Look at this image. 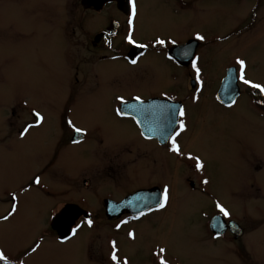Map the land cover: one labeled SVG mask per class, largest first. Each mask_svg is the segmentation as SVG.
I'll use <instances>...</instances> for the list:
<instances>
[{"label":"rangeland","instance_id":"obj_1","mask_svg":"<svg viewBox=\"0 0 264 264\" xmlns=\"http://www.w3.org/2000/svg\"><path fill=\"white\" fill-rule=\"evenodd\" d=\"M184 2L190 6L181 20L180 17L166 15L165 0H136L137 18L143 22V29H136V36L145 40L158 35L200 34L206 42H211L201 51H206L203 57L207 58L205 64L208 63V66L201 67L205 77H217L221 62L223 66L234 65L239 58L245 60L247 78L264 85V26L254 30L258 35L252 33L216 42V37L233 34L231 29L234 25L229 23L236 17V12L243 11V6L235 0ZM263 11V7L256 11L260 21H264ZM91 15L93 13L78 6V0H0V142L4 140L5 116L11 121L10 127L15 124L13 128L20 127L22 118H8L11 110L32 109L45 119L42 126L31 130L29 137L14 148L0 146V252L7 257L6 261L0 260L1 264H89L85 256L87 250L93 263L103 264L108 237L110 244L112 241L120 244L118 255L128 260V264H143L154 247L155 252L165 249L160 255L166 264H264V117H260L259 111L257 113L247 87L239 86L240 98L235 107L223 109L214 99L216 86L213 84L195 88L194 95L202 103L187 109L185 126L195 131L183 146L177 168L178 183L184 174H195L199 178L209 196L205 201L190 196L180 185L176 191L174 183L172 187L177 195H173L162 220L163 225L157 230H143L141 237L121 240L110 235V226L103 214H97L95 228L81 230L75 239L79 241L52 245L48 241L53 235H49L46 237L48 241L39 243L37 251L30 252L39 226L44 228L48 222V208L55 212L64 203L78 202L79 196L86 193L103 197L113 193L120 198L129 189L139 187L134 185L139 173H128L132 169L122 151L102 146L99 153L103 154L102 159H107L105 164L98 162L102 160L99 158L94 168H81L71 175V180L67 177L66 183L59 180L55 172L52 173L51 177L58 179L51 180L52 185L49 184L53 194H45L37 188L21 193L30 175L36 171L42 175L41 163H36L37 169L33 157L37 159L38 154L54 141L51 138L54 128L46 118L53 115L55 118L62 113L69 95L82 94L85 87H81L90 78L92 66L87 63L93 55L90 42L94 33ZM162 65V79H167V75L173 74L172 68ZM77 67H80L78 75ZM104 68H111L115 73ZM180 73L177 70L178 87L182 84ZM122 75L121 64L101 65L97 72L98 89H87L91 96L85 95L72 104L73 122L93 132L114 135L117 139L132 133L129 123L118 122L111 117V105L106 98L116 90L110 82L115 76ZM76 78L81 87L77 85L75 89L70 85L77 84ZM104 86H109L105 93L102 92ZM134 89L130 86L124 89V93ZM180 91L181 88L178 94ZM185 94H188L186 89ZM185 94L179 98L189 99L190 93L188 97ZM259 101L257 107L260 110L264 99ZM183 140L184 137L179 142L184 143ZM79 149L76 148V154L71 157L77 162L83 158ZM189 156L199 157L203 169L198 171L196 161ZM109 160L114 165L108 170L113 171L115 177L102 170ZM90 169H96L94 175ZM170 175L169 169L161 171L157 168L155 178L163 183L169 181ZM204 180L208 183H203ZM83 181H87L90 187L84 188ZM37 192L51 204L43 198L40 201L46 205L36 202L33 195ZM13 196L16 197L14 202ZM200 200V204L194 203ZM217 202L229 211L226 220L235 222L244 230L243 239L247 242H244L245 247L238 249L241 257L237 260L231 258L233 246L241 244V239L234 243L232 238L223 240L221 244L210 243L207 224L211 216L219 212ZM13 203L16 204V212L4 220Z\"/></svg>","mask_w":264,"mask_h":264},{"label":"flooded vegetation","instance_id":"obj_2","mask_svg":"<svg viewBox=\"0 0 264 264\" xmlns=\"http://www.w3.org/2000/svg\"><path fill=\"white\" fill-rule=\"evenodd\" d=\"M235 1L243 6V11L236 12V17L229 23L230 25H234L231 29L233 34L231 36L223 34L224 36L216 37V42L226 41L231 38H240L243 35H252V33L258 35L254 30L263 28L264 26V21H260L259 17L256 15V11L258 12L260 8L263 7L264 10V0ZM118 3V1H110L102 7L93 8L87 4L86 0H78V6L82 7L85 11L93 13L91 18L94 33L90 42L93 55L90 57V62L87 63V65L89 64L92 66L90 68V78L85 81L86 83L84 82L85 84L83 87L79 85V80L77 78L75 80L77 82V84L75 83L76 85H70L69 83L70 87L73 86L72 88L76 89L78 88L76 86L79 85L81 89L84 87L85 89L82 90V94H78V96H76V94L71 96L70 94L65 101L66 103L62 113L58 114V116L55 115L54 118L53 115L49 119L46 118L48 123L54 128L51 136V138H54V141L45 151L38 154L37 159L35 156L33 157L32 161L37 169L38 166L36 163H41L43 168L41 170L42 175L36 173L37 171L30 175V179L26 181V187L21 193L26 194L32 191L33 188H37L38 191L41 189L45 194H53L52 188L49 185L52 183L51 180L59 179L66 183L67 181L64 180L67 177L71 180V175L75 174L81 168H87L88 166L89 168H94L98 162H104L105 164L107 159H102L104 156L99 153V150H103L102 146L104 149L118 148L122 151L123 155L126 156L125 159H128V166L132 169L128 173H135V175L139 173V176H137V179L134 181V185L137 184L139 187L134 188L133 185V188L126 191L120 198L115 197L113 193L104 194V197L86 193L85 195L79 196L78 202L64 203V206L61 209L54 210L55 212L46 207V209L48 208V222H45L44 228L39 226L38 233L34 235V244L30 249L32 253V249L39 245L41 241H48L46 237L49 235H53L52 239L48 241L52 245L58 244L61 246L79 241L75 239L80 234L81 230H92L95 228L97 214H103L104 219L110 226V235H114L121 240L125 239V241H129L133 238L141 237V234H143L141 232L143 230H157L163 225L162 220L165 217L166 209L175 194L174 188L172 187L174 183L176 191L178 185H180L185 189L187 194L201 198L202 201H205V199L209 197L207 191L203 188L202 182L195 174H184V183L187 185L183 183V177L181 183H178L177 179L180 154L184 148L183 146L186 145V142H189L188 139L195 131L193 128H186V126L183 131H180L179 122L183 120L186 124L187 109L195 104L201 105L202 103V101L194 95L195 88H200V86H211L213 84L216 86L213 96L217 104L223 109H231L236 106L240 94L230 105L221 103L217 98L220 87L230 82L228 72L231 71V75L233 73L238 87L245 86L250 89L253 96L251 102L255 105L254 107L257 109V113L259 111L258 114H261L260 117H264V105H261L260 110L257 107L260 105L259 100H263L264 97L262 99L255 98L253 95L255 89L240 81V66L237 63H234V65H225V67L221 62L218 66L220 73L217 77L213 75V79H208L204 76L201 67L205 65L208 66V63L205 64L207 58L203 57V53H206V51L203 53H201V51L209 47L211 44L210 41L197 40V34L193 33L189 35L179 34V36L171 37L158 35L144 40L136 36V29H138V31H142L143 29L141 18H137L136 15L132 25L130 26L128 23L131 15L129 0H126V4L121 8L118 7ZM165 3L167 6L165 10L167 12L166 15L171 14L174 18L177 17L178 19L180 17L181 20L190 6L185 3L184 0H165ZM64 6H66L65 2ZM243 15H245L244 18ZM101 17L102 19H100ZM62 20L64 22V16ZM129 32H131L135 44H130L128 42L127 36ZM158 39L164 40L165 43L163 45L157 44L156 41ZM173 41H175V43H173ZM138 45H146L147 47H138ZM184 51H187L189 55H182ZM194 59L197 60V66L200 69L199 79L192 67L191 61ZM132 60H136L137 63H131ZM115 63L121 64L123 75L115 76L110 82L115 86L116 90L108 94L106 98L111 105V117L113 116L118 122L129 123L130 128H132V133H127L123 138L119 139H117L118 137H114V135L93 132L86 127H82L80 124H75V122H73L72 107V104L76 101L78 102L81 97L85 95L88 97L91 96V93L86 91L87 89H93V91L98 89L99 79L97 77V72L99 67L104 64L115 65ZM163 63L172 68L173 74H171L170 77L167 75V79H162ZM210 68L211 66L209 69ZM79 69L80 67L76 68L78 72L77 75L79 74ZM104 69L115 73L111 68ZM177 70L181 72L182 84L180 87H178L177 84ZM245 77L247 78L246 74ZM92 83L94 84L92 85ZM130 86H134V91L125 94L124 91L130 88ZM122 87H125V90L121 89ZM179 88H181L182 91L178 94ZM185 89L188 94H185ZM108 90L109 86H104L102 88L103 93ZM182 93L187 97L190 93V98H179L184 95ZM117 97H122L124 103H121ZM136 97L140 99L137 100L135 99ZM181 108H183L185 112L183 117L179 114V109ZM199 109L200 108H198V111ZM118 111L122 114H118ZM35 112L36 111L32 109L29 111L11 110L10 113L8 112V118L13 119L14 116H18V119L22 118V120L19 128H13L16 124L10 127L11 121L5 119L6 116L3 118L5 124L3 134L4 140L0 142V146H7L10 149L14 148L17 143L29 137L31 130H35L42 126L45 123V119L41 124L37 125L34 115ZM69 120L73 122L75 127L81 128L83 131L81 133H76L73 128L68 125L67 122ZM28 125L33 126L28 129L27 133L21 135ZM177 132L180 133L178 136H176ZM173 136H176L177 144L180 147V154L171 151V138ZM182 137H184V143L180 141V144L179 140ZM31 142L33 141L31 140ZM76 148H80V152H83V158L79 162L71 159V157L76 154ZM99 158L102 160H99ZM113 165L114 163L112 160H109V163L102 168L103 172L112 174L113 177H115L113 171H109L112 169L110 167ZM51 167L54 169L51 170ZM157 168H160L161 171L163 169L170 170L171 175L169 176V181L163 183L156 181L157 178H155V176ZM89 171L94 175L96 169L95 171L94 169H90ZM54 172L58 179L51 177ZM36 176L40 177L41 183L39 185L32 182ZM190 176L193 177V180ZM82 185L84 188L90 187L87 181H83ZM165 186L169 189L168 200L164 208H159L158 201L162 199ZM37 193L33 195L36 202L41 205H46L43 203L44 201L48 202L49 205L51 204L50 200L44 199V196L39 194L40 192ZM40 198H43L44 201H40ZM201 200L194 203L200 204ZM0 203L2 202L0 201ZM62 213H65L66 217L64 218V223L59 224V228L68 229L67 232L65 230V235H61L52 227L54 218ZM218 217H222L225 220L224 229L221 234L212 232V221L217 220ZM88 219L93 221L91 227L86 223ZM124 221H126V223H122ZM229 222L230 220L227 221L220 212L211 216L207 224L209 239L210 243L214 244H221L223 240H227L228 238H232L233 241L229 240L232 243L235 241L238 242L241 239L239 242L241 244L233 246L234 254L231 258L237 260L241 257L238 249L242 246L245 247L247 239H243L244 230L242 228L241 236L236 237L232 230L233 227H237L235 225L230 226ZM77 225H80V228L77 230L76 235L73 236L71 229L75 228ZM117 225H119V227H117ZM129 232L133 233V236H129ZM119 245L120 244L117 243V247H119ZM154 248L143 264H160L162 259L160 255L161 252H155ZM105 250L106 254L102 261L103 264H114L111 260L112 244H110L109 237L106 242ZM230 251L229 249V252ZM118 252L119 251H117V255ZM85 256L89 264H95L93 263L94 260L92 256L90 255L88 257V250ZM118 260L120 264H123L125 259L120 258L118 255ZM1 263L0 261V264Z\"/></svg>","mask_w":264,"mask_h":264},{"label":"snow or ice","instance_id":"obj_3","mask_svg":"<svg viewBox=\"0 0 264 264\" xmlns=\"http://www.w3.org/2000/svg\"><path fill=\"white\" fill-rule=\"evenodd\" d=\"M129 4H130V8H131V15L129 17V20H128V23L129 25L131 26L132 23H133V19L136 17L137 15V4H136V0H129ZM196 39L197 40H204L205 38L200 35V34H197L196 35ZM127 40L130 44H135V41L133 40L132 38V35H131V32H129L128 36H127ZM157 44H160V45H163L165 43L164 40L162 39H158L156 41ZM173 43H175V41H173ZM138 47H147L146 45H138ZM182 55L184 56H187L189 55V53L187 51H184L182 53ZM171 59V57H170ZM131 63L133 64H136L137 61L136 60H132ZM192 63V67L193 69L195 70V72L197 73V78L199 79V74H200V69L199 67L197 66V60H192L191 61ZM236 63L240 66V75H239V79L240 81L245 84V85H249L250 87H252L253 89H258L261 93H264V85L260 84V83H254L252 81H250L249 79H247L245 77V60L243 59H237L236 60ZM117 99H119L121 101V103H124L123 101V98L122 97H117ZM135 99L139 100L140 98L139 97H136ZM118 114H122V113H119L118 111ZM179 114L181 117H183L185 115V112H184V109L181 108L179 109ZM35 117H36V124L39 125L43 122L44 120V117L39 113V112H35L34 113ZM68 125L71 126L73 128V130L76 132V133H81L83 131V129L81 128H78V127H75V125L73 124V122L71 120H69L68 122ZM33 125H28V127H26L24 129V132L21 133V135H24V133H27L28 129L31 128ZM179 128H180V131H183L185 129V123L183 120H180L179 122ZM180 133L177 132L176 133V136H178ZM176 136H173L171 138V151L177 153V154H180V147L179 145L177 144V141H176ZM189 159H193L196 161L195 163V167L196 169L199 171V170H202L204 165L203 163L201 162V160L199 159V157H193V156H189ZM33 183L39 185L41 183V180H40V177L39 176H36L33 181ZM203 183L207 184L208 181L207 180H204ZM168 192H169V189L167 186L164 187V190H163V194H162V199L158 201V205H159V208H164L166 203H167V200H168ZM12 200L15 201L16 200V197L13 196L12 197ZM216 207L219 209V212L221 214H223L224 217H228L230 215L229 211L223 206L221 205L219 202H217L216 204ZM17 208H16V204L13 203L12 205V208H11V211L9 212V214L7 216H4L3 219L4 220H8L9 217L11 215H13L15 212H16ZM87 225L89 227L92 226L93 224V221L91 219H88L86 221ZM122 223H126V221L122 222ZM117 227H119V225H117ZM80 228V225H77L75 228H72L71 231H72V234L73 236L76 235L77 233V230ZM129 236H133V233L129 232L128 233ZM63 242V241H61ZM39 247V245H37L36 247H34L32 249L33 252L37 251V248ZM161 252H164L165 249L161 248L160 249ZM0 260H7V257L4 255L3 252H0ZM111 260L114 262V264H120L119 260H118V255H117V245H116V242L115 241H112V252H111ZM123 264H128V261L127 260H124L123 261ZM160 264H166V261L161 259L160 261Z\"/></svg>","mask_w":264,"mask_h":264},{"label":"water","instance_id":"obj_4","mask_svg":"<svg viewBox=\"0 0 264 264\" xmlns=\"http://www.w3.org/2000/svg\"><path fill=\"white\" fill-rule=\"evenodd\" d=\"M110 1H118V7L121 8L126 4V0H86L87 4L90 7L93 8H99L102 7L104 4L110 2ZM228 78H230V82H227L226 84H223L217 93V98L221 103L224 104H230L232 103L236 97L239 95V89L236 85V79L233 76V73L231 75V71L228 72ZM255 95L259 96L257 91L254 92ZM66 217L65 213H62L61 215H58L54 218L52 222V227L56 229L61 235H65L68 229H60L59 224L64 223V218ZM224 221L221 217H218L217 220L212 221V231L215 234H221L223 232L224 227ZM234 224L233 222L230 223V225ZM235 225V224H234ZM236 226V225H235ZM233 227V226H232ZM66 230V232H65ZM233 234L236 235V237H239L241 235V230L239 227L235 228L233 227L232 230Z\"/></svg>","mask_w":264,"mask_h":264}]
</instances>
